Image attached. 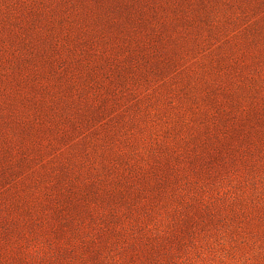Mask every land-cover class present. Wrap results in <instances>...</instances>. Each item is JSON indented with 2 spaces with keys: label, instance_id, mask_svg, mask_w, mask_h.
I'll list each match as a JSON object with an SVG mask.
<instances>
[{
  "label": "rangeland",
  "instance_id": "rangeland-1",
  "mask_svg": "<svg viewBox=\"0 0 264 264\" xmlns=\"http://www.w3.org/2000/svg\"><path fill=\"white\" fill-rule=\"evenodd\" d=\"M0 264H264V0H0Z\"/></svg>",
  "mask_w": 264,
  "mask_h": 264
}]
</instances>
